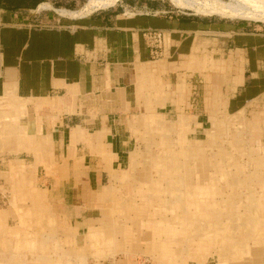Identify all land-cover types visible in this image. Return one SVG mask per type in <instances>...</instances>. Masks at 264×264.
Returning a JSON list of instances; mask_svg holds the SVG:
<instances>
[{
  "label": "rangeland",
  "instance_id": "1",
  "mask_svg": "<svg viewBox=\"0 0 264 264\" xmlns=\"http://www.w3.org/2000/svg\"><path fill=\"white\" fill-rule=\"evenodd\" d=\"M164 83L159 96L153 84L124 128L119 157L90 159L75 175L51 143L13 149L19 133H32L33 115L24 116L19 98H0V214L9 225L6 232L0 222V264H264V217L255 225L264 207V104L232 117L207 94L201 111L174 110L179 93ZM106 186L100 202L89 198Z\"/></svg>",
  "mask_w": 264,
  "mask_h": 264
},
{
  "label": "crops",
  "instance_id": "2",
  "mask_svg": "<svg viewBox=\"0 0 264 264\" xmlns=\"http://www.w3.org/2000/svg\"><path fill=\"white\" fill-rule=\"evenodd\" d=\"M169 1L176 8L193 10ZM216 1L242 5L241 0ZM79 6L76 0H0V98H19L26 105L24 116L33 115L27 122L32 133L25 131L23 140L19 133L13 149L40 151L51 143L53 158L66 164L62 169L69 175L82 171L90 159L101 163L102 158H118L119 144L127 140L122 132L138 106L143 107L144 97L153 94L154 83L158 96L163 94L164 82L178 91V101L171 104L174 110L201 111L207 94L232 117L244 118L252 108H262L264 23L260 16L249 10L247 17L193 10L202 14L197 15L175 10L164 0L102 4L87 0ZM149 29L162 33V48L157 52L144 37ZM207 69L218 73H204ZM37 139L42 141L40 147ZM100 146L110 152L97 153H103ZM90 167L96 173L99 165ZM63 184L69 182L60 181ZM109 187L89 198L100 202ZM261 208L257 228L264 217ZM143 219L139 224H144ZM0 222L7 232L9 225L1 214ZM93 229L89 221L87 245ZM71 233L74 244L77 229Z\"/></svg>",
  "mask_w": 264,
  "mask_h": 264
},
{
  "label": "bare ground",
  "instance_id": "3",
  "mask_svg": "<svg viewBox=\"0 0 264 264\" xmlns=\"http://www.w3.org/2000/svg\"><path fill=\"white\" fill-rule=\"evenodd\" d=\"M111 1L113 0H96V2H98L99 4L105 2H111ZM172 2L178 7L193 9L200 13L228 14V13H233L236 8H240V9L247 8L246 10H244V12H240V14L237 16L247 17L248 15L246 12H248L247 10H249L252 14L256 16L263 15L264 17V0H255V4L248 3L247 0H241L242 5L221 4L218 1H211V0H172Z\"/></svg>",
  "mask_w": 264,
  "mask_h": 264
},
{
  "label": "built area",
  "instance_id": "4",
  "mask_svg": "<svg viewBox=\"0 0 264 264\" xmlns=\"http://www.w3.org/2000/svg\"><path fill=\"white\" fill-rule=\"evenodd\" d=\"M144 37L146 41L148 42L151 49L154 51H158L162 48V33L154 30H147L144 33Z\"/></svg>",
  "mask_w": 264,
  "mask_h": 264
}]
</instances>
